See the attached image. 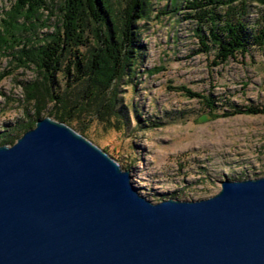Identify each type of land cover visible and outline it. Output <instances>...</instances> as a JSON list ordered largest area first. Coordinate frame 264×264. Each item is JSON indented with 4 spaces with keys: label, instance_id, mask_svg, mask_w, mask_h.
<instances>
[{
    "label": "water",
    "instance_id": "water-1",
    "mask_svg": "<svg viewBox=\"0 0 264 264\" xmlns=\"http://www.w3.org/2000/svg\"><path fill=\"white\" fill-rule=\"evenodd\" d=\"M0 264H264V175L155 202L87 136L40 118L0 145Z\"/></svg>",
    "mask_w": 264,
    "mask_h": 264
},
{
    "label": "rangeland",
    "instance_id": "rangeland-1",
    "mask_svg": "<svg viewBox=\"0 0 264 264\" xmlns=\"http://www.w3.org/2000/svg\"><path fill=\"white\" fill-rule=\"evenodd\" d=\"M151 1L150 16L139 22L142 64L134 78L123 80L118 90L123 123L118 128L87 117L85 136L117 159L123 169H129L139 191L155 202L206 198L218 193L227 178L264 175V114L212 118L200 98L181 88L214 97L217 113L261 106L264 48L251 46L248 54L214 65L215 50L197 52L198 23L186 16L189 10L183 0H178V10L172 0ZM10 3L0 0V10ZM249 3L252 32L262 21L264 6L254 0ZM55 21L53 15L50 23ZM202 28L207 34L209 25ZM3 55L0 71L14 69ZM35 76L34 69L20 68L0 81V139L19 120L34 114L21 101L24 90L20 83ZM51 108L49 105L41 118L49 116Z\"/></svg>",
    "mask_w": 264,
    "mask_h": 264
},
{
    "label": "trees",
    "instance_id": "trees-1",
    "mask_svg": "<svg viewBox=\"0 0 264 264\" xmlns=\"http://www.w3.org/2000/svg\"><path fill=\"white\" fill-rule=\"evenodd\" d=\"M250 1L183 0L189 10L186 16L198 23L197 52L215 50L213 64L220 65L248 54L251 46L264 48V12L251 32ZM254 1L264 6V0ZM172 2L173 8L180 9L178 0ZM151 6V0H11L2 8L0 54L9 57L15 70L32 68L36 76L20 83L24 90L21 101L31 106L34 114L2 133L0 145L14 144L22 132L35 126L49 105V116L83 135L87 117L119 128L123 123L119 86L123 80L133 79L142 64L139 22L150 16ZM53 15L56 21L50 23ZM204 24L209 25L207 34ZM44 28L50 31H40ZM12 70L0 71V81ZM181 88L200 98L212 118L264 114V104L217 113L214 97Z\"/></svg>",
    "mask_w": 264,
    "mask_h": 264
}]
</instances>
